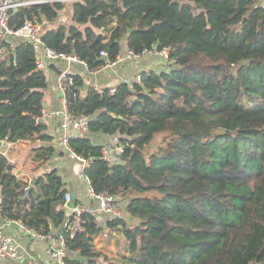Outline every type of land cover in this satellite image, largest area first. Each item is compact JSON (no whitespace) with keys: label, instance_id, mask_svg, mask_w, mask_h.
<instances>
[{"label":"trees","instance_id":"1","mask_svg":"<svg viewBox=\"0 0 264 264\" xmlns=\"http://www.w3.org/2000/svg\"><path fill=\"white\" fill-rule=\"evenodd\" d=\"M64 7H22L9 13V24L51 23ZM70 19L41 40L77 56L90 73L114 62L122 41L137 56L169 55L165 71L142 73L113 95L90 88L81 97L83 79L72 76L68 111L91 120L70 150L91 161L83 171L90 189L117 196L137 223L128 228L125 219L102 217L101 227L86 216L82 233H64L66 264H264V0H82L71 4ZM6 48L0 142L43 144L32 150L41 167L55 153L46 125L36 122L46 76L28 42ZM94 134L119 137L118 165L102 160ZM157 137L161 143L149 150ZM0 187L2 217L42 236L64 225L67 190L57 170L29 186L0 149ZM119 228L125 251L109 260L93 243L107 246Z\"/></svg>","mask_w":264,"mask_h":264},{"label":"crops","instance_id":"2","mask_svg":"<svg viewBox=\"0 0 264 264\" xmlns=\"http://www.w3.org/2000/svg\"><path fill=\"white\" fill-rule=\"evenodd\" d=\"M70 18L71 14L69 19ZM66 21L65 12H63L55 21L51 23L46 22L43 28L45 30L55 29L60 24L67 25L65 23ZM23 41L24 40L20 38L9 37L6 45L13 50L15 46ZM127 52L126 42L122 41L120 44V52L117 57H124ZM166 62L167 61L157 52H146L140 56L125 60L120 64H114L106 60L105 65L93 73L88 72L85 67L78 63L69 64L60 61L47 64L43 70L46 76L47 88L44 91L42 113L48 115L43 123L47 127V134L53 137L52 142L48 145L54 148L55 153L43 166L38 167V165L32 161L34 155L32 150L44 146L43 144L36 142L11 145L6 142H0V149L7 161L15 166V174L31 186L37 178L55 169L65 183L67 192L71 193L73 203L93 207L96 206V203L91 201L88 197L89 184L82 177L83 175L79 163L72 157L70 151L65 149L62 145L60 131L61 119L52 115L54 111L60 110L63 107L64 102V97L57 87V75L61 71L68 70L71 76L82 77L83 86L80 88L79 93L81 97H83L90 88L96 85L103 90L115 88L122 83H127L131 87L137 82V77H140L142 73H160L165 71L167 69ZM114 137L116 136L110 137L94 134L91 135L90 138L93 144L101 145L104 148L111 144ZM48 145L46 144L45 146ZM25 162H29L30 166L27 170H21ZM76 164L78 165V171L74 173L72 165ZM104 219L98 218L101 222V227L104 226V223H102ZM62 228L63 227L52 228L50 235L54 236L59 234ZM4 232L12 236L20 247L24 249L25 258L22 261L0 260V264H57L48 254L49 243L43 238L35 237L36 235L39 236V234L32 230H30V233L22 232L15 225L5 226ZM104 248L107 249V246Z\"/></svg>","mask_w":264,"mask_h":264},{"label":"built area","instance_id":"3","mask_svg":"<svg viewBox=\"0 0 264 264\" xmlns=\"http://www.w3.org/2000/svg\"><path fill=\"white\" fill-rule=\"evenodd\" d=\"M82 0H0V64L3 63L7 56L8 50L6 48L7 40L9 37L20 38L28 42L33 51L34 64L37 70L43 71L47 64L50 62L64 61L69 64L78 63L87 69V65L84 61L80 60L75 55H66L57 53L54 50L46 47L41 38L45 29L43 28L46 22L43 24H33L30 21H25L22 27L14 29L9 24V16L11 11H17L19 8L39 5V4H51V3H77ZM163 59L167 60L169 51L168 49H162L158 53ZM137 55L128 51L124 57H116L114 64H120L125 60L132 59ZM100 58H106L107 53L101 51L99 53ZM140 81V77H137V82ZM57 87L64 97L63 107L60 110L54 111L53 116L59 117L61 142L62 145L70 151V154L80 165V170L83 175V171L89 167L91 161L85 160L76 156L69 147V141L74 138H82L87 136L90 117L74 116L67 108L66 95L74 87V79L69 74L68 70H64L58 73ZM95 92L101 94L103 89L98 85L92 88ZM115 88H109L108 94L113 95ZM48 115L42 113L41 117L36 120L38 123H43ZM123 154V147L119 141V137H114L113 141L108 147L102 149V160L105 161L109 168L119 164V157ZM87 182V178L82 176ZM88 197L91 201L96 203V206H87L82 204L73 203L72 195L70 192L64 194V210L66 213V221L62 226V231L54 236L50 234L47 236L36 235L45 239L48 244V254L56 261L57 264H66V260L69 257L68 247L66 243V237L73 239L76 234L84 231L85 217H107L109 219H124L123 203L117 196L107 194H95L89 187ZM3 208V195L2 188L0 187V260L22 261L25 258V251L20 247L17 241L10 235L4 232V227L9 225H15L19 230L25 233H30V230L26 228L21 221L9 220L2 217Z\"/></svg>","mask_w":264,"mask_h":264},{"label":"rangeland","instance_id":"4","mask_svg":"<svg viewBox=\"0 0 264 264\" xmlns=\"http://www.w3.org/2000/svg\"><path fill=\"white\" fill-rule=\"evenodd\" d=\"M71 4L72 3H65V8H64V12H65V18L67 19V21L65 22L67 25L70 23V14H71ZM161 143V137H157L155 139V142L154 144L149 148V150H154L159 144ZM30 164L29 162H25L24 165H22L21 167V170L22 169H25L27 170L29 168ZM72 170L74 173H77L78 171V165H72ZM126 199V198H125ZM124 221L127 225L128 228H132L134 227V225L137 223V220H133L131 219L128 215H124ZM107 237L104 238V240H107ZM117 239H120L121 242L117 243ZM123 240H124V235H123V228H119L117 233L114 235V236H111L108 241H107V249H105L102 244V242H100V240L98 238H95L94 240V247L96 250H100V251H103L106 255H107V258L110 260V259H113V258H119L118 257V253L117 251L118 250H121V251H125L123 249V246H122V243H123ZM103 245V246H102ZM110 251V252H109Z\"/></svg>","mask_w":264,"mask_h":264},{"label":"water","instance_id":"5","mask_svg":"<svg viewBox=\"0 0 264 264\" xmlns=\"http://www.w3.org/2000/svg\"><path fill=\"white\" fill-rule=\"evenodd\" d=\"M79 28H81L80 26H79ZM67 219V218H66Z\"/></svg>","mask_w":264,"mask_h":264}]
</instances>
